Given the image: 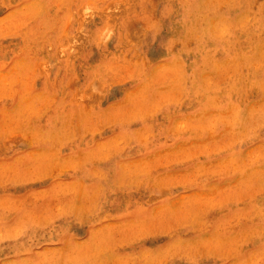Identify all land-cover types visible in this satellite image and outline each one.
<instances>
[{"label": "rangeland", "instance_id": "rangeland-1", "mask_svg": "<svg viewBox=\"0 0 264 264\" xmlns=\"http://www.w3.org/2000/svg\"><path fill=\"white\" fill-rule=\"evenodd\" d=\"M0 264H264V0H0Z\"/></svg>", "mask_w": 264, "mask_h": 264}]
</instances>
